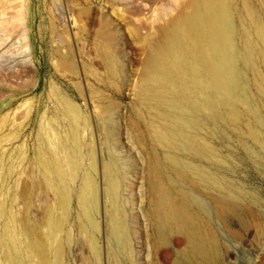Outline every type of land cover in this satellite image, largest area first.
I'll list each match as a JSON object with an SVG mask.
<instances>
[{"label": "bare ground", "instance_id": "bare-ground-1", "mask_svg": "<svg viewBox=\"0 0 264 264\" xmlns=\"http://www.w3.org/2000/svg\"><path fill=\"white\" fill-rule=\"evenodd\" d=\"M102 36L109 47L117 45L115 30ZM97 55L103 73L93 67L84 72L118 89L119 56L100 46ZM59 60L61 70L80 78L72 49ZM76 89L81 94L79 83ZM89 94L106 133L101 163L88 114L58 87L51 89L55 111L41 118L30 150L20 137L6 135L0 122V264H72L76 242L89 251L86 264H137L133 217L139 202L130 177L141 179L142 171L120 144V105L98 88ZM134 95L128 135L146 162L143 217L158 236L155 250L180 234L193 253L213 263L220 253L216 221L227 224L233 206L251 214L260 203L228 177L238 160L223 154L220 144L250 142L254 160L264 165V0H191L159 30ZM24 165L35 187L52 195L38 222L29 215L32 205L23 218L17 210L15 168ZM200 195L210 197L213 208ZM102 216L106 259L99 242ZM151 264H158L154 256Z\"/></svg>", "mask_w": 264, "mask_h": 264}, {"label": "rangeland", "instance_id": "rangeland-1", "mask_svg": "<svg viewBox=\"0 0 264 264\" xmlns=\"http://www.w3.org/2000/svg\"><path fill=\"white\" fill-rule=\"evenodd\" d=\"M190 1L0 0V122L4 123L6 135L20 137L30 150L41 118L55 111L51 89L58 87L88 114L93 144L101 163L106 158V133L102 129L101 115L87 102L90 88L100 89L120 105V144L137 158L138 170L142 171L141 179L130 177L132 194L139 202V209H135L138 217H133L137 264H151L152 256L158 264H264V165L254 160L256 152L250 142L246 146L235 141L220 144L223 154L238 160L236 170H231L228 177L260 197V203L253 206L251 214L244 213L239 205L233 206L232 212L228 213L227 224L216 221L220 253L215 262L210 263L193 253L188 238L180 234L172 237L170 246L155 250L158 236L143 217L147 204L143 196L146 162L128 135L129 120L134 118V89L159 30L178 16ZM104 30H115L118 34L115 47L107 45L102 36ZM99 46L120 58L123 77L118 89L101 85L84 72V67H93L103 73L104 66L97 55ZM68 49L75 53L80 73L77 80L60 69L59 55ZM78 83L81 94L76 89ZM129 141L130 147L127 148ZM147 145L152 148L150 143ZM15 174L14 191L18 198L19 217L23 218L32 205L29 215L35 222L40 221L52 195L35 187L29 179L31 170L28 166H16ZM200 196L213 208L215 203L210 197ZM103 199L105 196L101 190L102 207ZM218 202L229 204L225 197H220ZM101 223L99 242L106 259L108 227L103 216ZM88 258V249L74 243L72 264H86Z\"/></svg>", "mask_w": 264, "mask_h": 264}]
</instances>
